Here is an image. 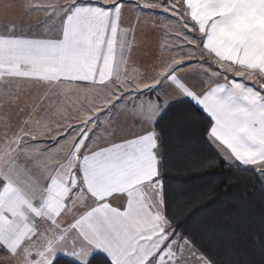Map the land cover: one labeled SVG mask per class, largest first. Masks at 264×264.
Wrapping results in <instances>:
<instances>
[{"label": "snow or ice", "instance_id": "obj_1", "mask_svg": "<svg viewBox=\"0 0 264 264\" xmlns=\"http://www.w3.org/2000/svg\"><path fill=\"white\" fill-rule=\"evenodd\" d=\"M0 8V264H217L168 212L158 125L187 102L209 163L251 173L264 199V0ZM138 29L160 33L147 70Z\"/></svg>", "mask_w": 264, "mask_h": 264}, {"label": "trees", "instance_id": "obj_2", "mask_svg": "<svg viewBox=\"0 0 264 264\" xmlns=\"http://www.w3.org/2000/svg\"><path fill=\"white\" fill-rule=\"evenodd\" d=\"M201 117L187 102H176L159 122L165 129L162 179L168 212L178 216L183 230L217 264H264L257 240L264 234L258 182L249 172L209 163L216 153L204 143ZM58 264L67 261L58 258ZM93 264H105L104 256L97 254Z\"/></svg>", "mask_w": 264, "mask_h": 264}, {"label": "crops", "instance_id": "obj_3", "mask_svg": "<svg viewBox=\"0 0 264 264\" xmlns=\"http://www.w3.org/2000/svg\"><path fill=\"white\" fill-rule=\"evenodd\" d=\"M12 18H19L18 12L11 13ZM4 18V12L2 8H0V20ZM134 18L129 17L126 15L124 23L129 24L132 22ZM159 32H153L150 29H138L136 32V38H137V47L134 49V52L132 53V59L133 61L142 69H149L151 61L149 60L151 50H149V44L153 43H159L160 41L157 39ZM160 36V33H159ZM157 49V46H156ZM149 61V65L146 64V62ZM103 255V254H99Z\"/></svg>", "mask_w": 264, "mask_h": 264}, {"label": "rangeland", "instance_id": "obj_4", "mask_svg": "<svg viewBox=\"0 0 264 264\" xmlns=\"http://www.w3.org/2000/svg\"><path fill=\"white\" fill-rule=\"evenodd\" d=\"M157 39L160 41L159 33H158ZM156 46H157V49H156ZM149 48H150L149 50H151V54H150L149 60L151 61L150 65H152L156 61V59L159 57V55H160L159 43H155V44L151 43V44H149ZM146 64L149 65V61L146 62ZM238 79H240V78H238Z\"/></svg>", "mask_w": 264, "mask_h": 264}]
</instances>
